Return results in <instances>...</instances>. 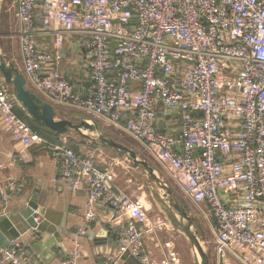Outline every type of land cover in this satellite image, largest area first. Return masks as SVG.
<instances>
[{
  "label": "built area",
  "instance_id": "built-area-1",
  "mask_svg": "<svg viewBox=\"0 0 264 264\" xmlns=\"http://www.w3.org/2000/svg\"><path fill=\"white\" fill-rule=\"evenodd\" d=\"M13 6L31 88L144 142L184 197L206 207L219 259L264 264V0H13ZM67 43L83 55L92 92L79 91L60 71L58 50ZM17 103L0 83V126L25 148L43 143L15 113ZM51 146L59 177L88 190L78 236L97 220V202H106L126 218L117 232L119 254L106 264H119L126 253L158 264L144 242L151 222L142 200L117 188L113 170L78 155L67 138ZM23 190L13 178L0 183L4 201ZM22 250L12 239L0 263L26 264ZM81 256L76 239L62 264H79Z\"/></svg>",
  "mask_w": 264,
  "mask_h": 264
},
{
  "label": "crops",
  "instance_id": "crops-1",
  "mask_svg": "<svg viewBox=\"0 0 264 264\" xmlns=\"http://www.w3.org/2000/svg\"><path fill=\"white\" fill-rule=\"evenodd\" d=\"M13 12L14 24H8L4 19L2 20L1 49L6 59L13 62L23 72L24 61L19 38V22L15 16V10ZM43 39L44 37L41 36L40 41H43ZM45 40L52 43L51 38ZM58 51L61 55L59 69L62 74L70 82L77 84L79 91L84 93L92 92L90 89L92 82L88 76L86 62L81 52L72 48L69 43ZM0 83L9 93L14 94L12 86L6 84L1 75ZM31 86V82L28 83L30 89H32ZM32 90L42 100L49 101L54 105L57 118L70 120L86 118L85 114L80 110L76 109L71 112V107L54 103L48 100L42 92ZM15 110L17 114L18 111H23L24 108L18 102ZM114 127L121 130L117 126ZM172 128L176 131L180 130L179 125L172 126ZM69 135L71 134H62L61 140L66 139ZM43 140V143H35L25 148L14 140L6 127L0 126V183L4 185L10 178H13L24 187L21 193H10L6 201L0 196V212L10 216L15 215L25 210L28 202L33 199L35 193H38L39 215L43 218L40 229L43 230L42 236H46V242H43L42 240L36 241L37 237L32 235L31 232L27 233L30 234L28 236L22 233L21 245L23 250L20 255L21 258L26 259V264H62L74 250L75 240L77 239L80 242L82 251L79 264H106L108 258L117 254L119 242L117 232L125 222L124 213L106 202H97V220L88 226L85 234L78 236L77 232L84 223L85 213L88 209V190L86 186L74 189L70 183L59 177L57 159L51 146L54 143L51 144L52 142L45 138ZM135 140L141 146L147 148L144 142L138 139ZM85 147L90 152L99 150L104 153L101 149L91 151L89 147ZM90 147L93 148L92 146ZM118 158L113 156L112 163L120 164L119 161L121 160ZM143 158L152 160L155 164L164 167L162 162L149 150L147 153L143 152ZM123 163L121 162L122 168L125 169L124 172L120 168L118 169V174L117 169L115 171L112 169L116 175L115 186L126 189L127 193H131L135 197L145 198L147 202L150 201V198L155 199L156 196L147 186L145 174ZM154 167L158 170V167L155 165ZM167 171L169 172L168 169ZM145 204L147 214L151 215L148 208L149 204ZM194 206L202 210L204 215L207 216L205 206H197L195 204ZM153 220L155 221L154 218H152ZM149 228L150 225L144 226L146 248L154 262L161 261L163 260V254L157 243L160 232L151 234L149 233ZM95 240H106L107 242L105 245H97L94 243ZM1 250L0 248V252ZM119 264L143 263L140 260L136 261L132 258H127L122 259Z\"/></svg>",
  "mask_w": 264,
  "mask_h": 264
},
{
  "label": "water",
  "instance_id": "water-1",
  "mask_svg": "<svg viewBox=\"0 0 264 264\" xmlns=\"http://www.w3.org/2000/svg\"><path fill=\"white\" fill-rule=\"evenodd\" d=\"M1 1L0 0V75L4 78L6 84L12 86L13 93L24 108L29 117L58 134H75L81 140L95 147L109 148L114 150L119 156H125L132 168H138L152 180L156 186L163 191L168 207L174 212L181 228L187 235L195 252L199 257V264H211L210 257L204 249L199 235L195 218L190 215L188 206L178 200L172 186L168 181L162 179L153 164L146 159H141L133 148L115 140L113 137L101 131L97 122H91L88 118H83L80 122H74L67 118H57L54 105L48 101L42 100L32 89L28 87L27 78L24 72L20 70L13 62L8 61L1 49L2 38V20H1ZM96 131V134L94 132ZM38 193H35L33 199L28 202L27 208L15 215H7L0 212V248L7 249L12 239L21 240L22 233L31 232L37 237L36 241L46 242V236H42L43 230L40 229L42 217L39 215ZM41 217L40 223L35 218ZM106 240H95L97 245H105ZM120 242H118L119 254ZM107 247V246H104ZM139 259L126 253L122 259Z\"/></svg>",
  "mask_w": 264,
  "mask_h": 264
},
{
  "label": "rangeland",
  "instance_id": "rangeland-1",
  "mask_svg": "<svg viewBox=\"0 0 264 264\" xmlns=\"http://www.w3.org/2000/svg\"><path fill=\"white\" fill-rule=\"evenodd\" d=\"M15 8L16 7L13 6V0H2L1 20L4 19L6 23L14 24L15 21H14L13 10H15ZM71 108H72L71 112L76 109L83 112L86 118H88L91 122L98 123L102 132L113 137L115 140L133 148L134 150H136L137 153L138 152L140 153V154L138 153L139 158L144 159L143 152L147 153L148 149L145 148L144 146H141V144H139V142L135 140L136 138L134 136H132L127 132H123L120 129H116L113 125H107V122L100 120L96 117H93L87 112L82 111L81 109L75 107H71ZM72 120L80 122V120H75V119ZM94 134H96V131L94 132ZM71 136L75 138H79L75 134H71ZM67 143L69 145L68 139H67ZM85 146L84 145L81 146L83 153L88 156H91L97 162V164L99 166H102L104 169L109 168L111 170L113 169L114 171L115 169H117V173L119 174L118 169L121 168L123 172L125 170L122 168L121 162L123 163L125 161V163L123 164L125 165L127 164L131 166L125 156H119L112 149L95 147V146L91 148L90 146H87L91 149V151L96 149H101L104 153H101V151L99 150H96L95 152H90L88 151L89 149H86ZM113 156L119 157L118 159L121 160L119 161L120 164L112 163ZM147 161L151 162L153 166L155 165L156 167H158L157 170L158 174L162 179L168 181L169 184L172 186L175 197L188 206L190 215H192L195 218L196 226L200 231V235H199L200 241L210 257L211 264H225L223 260L219 259L218 257L215 225L211 216L209 215L205 216L202 210L198 209L197 207L195 208L194 204L184 197L183 193L181 192V190L175 183L173 177L171 176V173L168 172L167 169H165L162 165L155 164L154 162H152V160H147ZM138 170L142 172L140 169ZM142 174H144V172ZM144 176L145 178H147L146 179L147 186L149 187L151 192L156 196L155 199L150 198L149 202H147L145 198H141L144 204L145 203L149 204L148 208L151 214V215L148 214L149 219H151V221L152 218L155 219V221L154 220L152 222L150 221L151 224H150V228L148 229L149 233L152 234L155 232H160L158 234L157 243L159 244L158 247L163 254V260L157 262L155 261V262L158 264H163L164 262H170L173 264L171 258L175 256L177 257L176 260L177 264H199V257L195 252L193 246L191 245L190 240L188 239L187 235L181 228L174 212L164 202L166 198L163 191L160 190L152 180H149V177H147L146 175ZM123 190L128 192L126 189ZM128 194L132 195L131 193ZM136 198H140V197H136Z\"/></svg>",
  "mask_w": 264,
  "mask_h": 264
},
{
  "label": "trees",
  "instance_id": "trees-1",
  "mask_svg": "<svg viewBox=\"0 0 264 264\" xmlns=\"http://www.w3.org/2000/svg\"><path fill=\"white\" fill-rule=\"evenodd\" d=\"M16 112V110H14ZM21 118H23L41 137L45 138L46 140L51 141V144H60L62 143L61 136L62 134H58L56 132H53L49 129H46L42 127L40 124H38L36 121H34L31 117L28 116L25 110L18 111L17 113ZM69 141V145L71 148H73L76 153L80 156H88L83 153L81 146H92L91 144L86 143L85 141L81 140L80 138H75L69 135L67 137ZM99 166V165H98ZM100 168L104 169L103 167L99 166Z\"/></svg>",
  "mask_w": 264,
  "mask_h": 264
}]
</instances>
